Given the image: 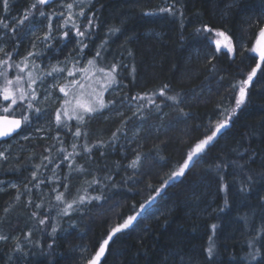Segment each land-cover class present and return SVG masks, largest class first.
<instances>
[{"label":"trees","instance_id":"1","mask_svg":"<svg viewBox=\"0 0 264 264\" xmlns=\"http://www.w3.org/2000/svg\"><path fill=\"white\" fill-rule=\"evenodd\" d=\"M58 1L31 9L35 0H9L7 12L0 2V19L9 25L0 27L4 49L0 60L12 65L0 66V71H6L9 79L20 74L15 65L24 61L23 31L33 18L53 20ZM171 4L176 14L159 12ZM232 4L233 0H92L84 7V17L73 18L83 30L87 17L95 13V26L82 52L74 31L63 37L68 30L61 27L63 18L58 27L51 25L45 56L52 55L60 64L73 54L81 60L101 57L106 66L117 65V83L105 95L107 107L80 122L57 125L55 106L41 120V111L27 109V99L23 108L19 101L12 106L7 115H28L30 122L23 123L12 138L0 141L5 157L0 158V236L7 237L0 240V264H86L109 229L150 197L155 200L147 211L115 243L110 242L107 264H254L259 260L262 253L255 260L249 254L262 237L252 220L264 206V72L257 70L246 89L245 104L217 134L203 159L162 188L195 144L227 119L240 81L258 62L247 49L255 42L253 34H258L256 20L264 19V0H240L238 7H229ZM28 10L32 15L12 32ZM205 25L231 37L234 52L222 48L216 53L218 37L197 32ZM98 50L100 57H96ZM4 83L0 77V87ZM165 85L169 86L166 96H176L179 104L159 96ZM137 96L144 99H131ZM4 103L0 98V109ZM32 103L39 108L37 99ZM181 109L188 116L181 115ZM42 123L43 135L12 141ZM85 146L91 153L84 151ZM68 153L72 156L64 161ZM138 155L139 167H129ZM78 166L84 171H77ZM93 180L99 183L92 184ZM65 183L67 202L101 191L109 198L78 209L74 205L76 210L63 215L65 204L55 196L65 191Z\"/></svg>","mask_w":264,"mask_h":264},{"label":"snow or ice","instance_id":"2","mask_svg":"<svg viewBox=\"0 0 264 264\" xmlns=\"http://www.w3.org/2000/svg\"><path fill=\"white\" fill-rule=\"evenodd\" d=\"M0 2H2V6L5 12H7L8 7H9V0H0ZM82 2V0H81ZM49 3V0H35V3H33L31 5V9H35L37 8V5H47ZM76 3V0H74L73 3H67L65 5L66 9L68 10V15L66 17H64L63 13H60V16L63 18V25H61V27L66 28L68 30L63 32V37H68L69 36V32L70 31H74V35L76 38V43L79 44L81 46L80 51L82 52L84 48L87 47V44L84 43L85 38L90 37L91 36V27H94V19H95V13L92 14L91 17H87V24L84 25L83 30L81 29V26L75 21V19H73V14H72V9L74 7V4ZM165 3H167V0H165ZM240 3V0H233V4L230 5L229 7H238ZM178 10L175 8V4H171V5H167L166 7H161L159 8V12L161 13H169V14H176ZM146 14H153V13H146ZM181 16L183 15V13H180ZM32 15L31 10H28L25 12L24 16L22 18H20L15 25L11 28L12 32H16L17 28H19L20 25H23L25 23V21H27L29 19V16ZM39 15L41 17L45 16V12L44 11H40ZM79 16L84 17L85 16V11L83 7H80V11L78 13ZM256 27L258 28V34L254 33L253 35H255V42L254 44L251 46V48L247 49L248 52L250 53H254L256 55V57H258V62L256 63V66L254 68H252L251 72L247 75L246 79H243L240 81V87H239V91H238V97L235 99V107L232 109V112L228 115L227 119L219 121L216 126L215 129L211 132V135H207L204 139H201L198 143L195 144V147L192 148L188 153H187V157L184 160L183 164L176 170L173 171L169 177V179L167 181H164V184L162 185L163 187L168 186L171 182H174L175 180L179 179L180 177L185 176L186 174V170L190 171V165L194 166L195 162L197 160H202L203 159V155L206 154V149L208 148V146L210 144H212V142L215 140V138L217 137L218 133H221V131L228 127L229 121L232 119V117L236 114L237 110L240 109L242 107V105L245 104L246 102V97L248 95L246 89L248 88V86L252 83L253 78L256 77L257 75V70H261V72H264V68H262V64H264V19H258L255 22ZM70 25V28H69ZM0 27H3L5 29L9 28L8 23H5L4 20L0 19ZM49 33L45 34V36L43 37V39L45 41L51 39V22L49 23ZM111 32L115 33L116 31H118V29H110ZM206 32L208 34H213L215 35V37H222L223 40L221 39H216L214 41L215 43V52L216 53H220L222 51V47L223 49L227 50V53H233L234 52V47L232 44V39L231 37H229L225 32L220 31V30H216L213 27L209 26V25H205L203 27V29H197V32ZM33 47H35V44L33 45ZM48 47H50V45H48ZM0 52H4L3 48H0ZM33 55V53H29V56ZM101 56V52L98 50L96 52V57H100ZM27 59V58H25ZM89 65H93L94 61L93 60H89L88 61ZM7 65L8 67H11L12 65H8V61L5 60H0V66H4ZM27 65L25 64V67ZM16 68H18L21 72L24 71V68H22L19 64L15 65ZM67 69L65 68H61L58 66H52L51 70L49 72H47V75L51 76L53 75V73H62L64 71H66ZM84 71H87V69H85ZM98 71L100 73H103L104 75V83L101 85V88L103 91H106L112 84L117 83V65L116 64H112L111 68L108 70H105L104 68H99ZM68 72V76H74V72L72 70H67ZM0 77L4 78V85L2 87H0V98H2L3 101L5 102H9L7 104V106H3L2 109H0V112H2L3 114H0V137H8L10 135H12V133H14L17 129H19L21 127L22 123H29L30 122V117L28 115H22V117L20 119H16V118H9V115H6L8 113H10L12 111V106L13 105H18V101L20 102L19 107L23 108V101H25L26 98H28L29 96L31 97V99L29 100V102L27 103V109L32 110L34 109L35 113L39 114L40 113V109L39 108H34V105L32 103V101H34L36 99V93L35 90H33L31 93L27 92L24 87L23 84L21 83L23 80V77L20 75H17L15 77V80L13 81L12 79H9L7 76V72L6 71H0ZM28 78H29V88H31L32 84L36 83V80L38 79V77H34L33 74L31 72L28 73ZM72 83L74 85L79 86L81 89H83L85 86L80 83L79 81L73 80ZM169 86L165 85L164 88H162L159 91V96L161 97H165V99L167 100H171L176 104H179L180 101L177 99L176 96H166V92L165 89H167ZM233 87L235 88L236 86L233 85ZM60 92L64 93L65 96H68V92L66 91V88L61 86L60 87ZM85 96H87L88 98L85 99ZM132 100H137V99H144V97H132ZM74 105H73V100H65L64 103L66 105H73L72 106V113L73 115L76 116V119L79 121H83L85 119L86 116L92 114V113H96L102 109H104L105 107H107V105L105 104L104 100H103V92H92V93H84L83 91L77 95L74 98ZM148 102L150 104H153L157 110L160 109V105L155 104V100L152 98H148ZM109 103H114L112 101H109ZM79 111V115H77V112ZM64 116H68L69 112L68 109H65L63 112ZM181 115L183 116H188V113L183 112V110L181 109ZM56 122L57 125H59L61 123V113L58 111L56 113ZM75 136H80L81 133L79 131V129H77V131L74 133ZM113 136L115 137V133L113 134ZM26 138V137H25ZM77 147L76 144L72 145L73 150H75ZM61 152L64 151V149H60ZM84 151L87 153H91V149L88 148L87 146H85ZM79 154V153H77ZM103 154V153H101ZM72 156V153H68L67 155H65L63 157L64 161H68L69 157ZM0 158H5L4 157V153L0 152ZM45 159H48L47 157ZM52 161L49 160V163H51ZM63 163V161H62ZM139 163H140V157L139 155L136 157L135 160L131 161L129 167L133 168V169H137L139 167ZM40 166H37V168H39ZM45 167H47V165H45ZM57 167H59V165H57ZM69 169H72V163L68 164ZM77 171H81L83 172L84 169L81 166H78ZM54 174H55V170H54ZM32 178L36 179L37 178V173L33 172L32 173ZM64 179H67V177H65ZM41 183L43 181H40ZM99 181L93 180L92 184H98ZM92 185L90 184L89 187H91ZM13 187H16V185H13ZM62 187L64 188V192H57L55 199L57 202H59V204H65V208L63 209L62 214L63 215H69L68 210L69 209H73V206L76 205L77 209L79 208L80 205H84V204H92L93 201H95L96 203H100L102 200L103 201H107V199L109 197H106L103 195V192L101 191L100 194L95 195V196H90L87 199L84 196H80L77 199H73L71 202H67L65 200V192L68 191V184L65 183L62 185ZM53 191H56V188H53ZM157 194L159 195L160 193V189H157ZM17 199H19V196L17 197ZM155 200V197H150L147 201H145L144 203L139 205V210L135 211V213L133 215H128L126 219H123L122 223H117L114 226H112L109 231L107 232V236L105 239H103L102 242H100L98 244V250L95 251V254L92 255L90 258L87 259L86 264H107L106 261V253L110 254V242L111 243H115V240L117 238H119L124 232H126L130 227L133 226L134 222L137 221L138 217L142 216L146 211H147V206L151 205ZM31 201H29L30 203ZM37 207H40V205H37ZM133 208H135V205H133ZM76 210V209H73ZM35 215V214H34ZM40 224H44L45 220L41 219L39 221ZM213 229H215V225L212 226ZM261 231L264 232V227L261 228ZM56 232V228L53 227L52 228V233L54 234ZM7 239V237L5 236H0V240H5ZM251 246V245H250ZM264 250V245L261 246V248H257L254 252L250 253V258L251 260H255L256 257L258 255H260L261 251ZM207 254L208 257L211 258L213 256V246L210 244L208 249H207ZM104 258V259H102Z\"/></svg>","mask_w":264,"mask_h":264},{"label":"rangeland","instance_id":"3","mask_svg":"<svg viewBox=\"0 0 264 264\" xmlns=\"http://www.w3.org/2000/svg\"><path fill=\"white\" fill-rule=\"evenodd\" d=\"M92 0H76V3L74 4V7L72 9L73 18L78 17V13L80 11V7H85L89 4V2ZM74 0H59L57 3V7L55 8V16L53 20L51 21H42L39 17L33 18L29 24L27 25L25 31L22 33L21 40L26 41V48H25V54H23V62L21 65L22 68H24V71H20V76L23 77L22 84L24 89L27 92H32L35 90L36 93V99L39 104V109L41 110L42 119H46L44 115H46L47 111L54 107V114L56 117V113L59 111L61 113V121L63 122H69V121H77L76 116L73 115L71 109L74 105V98L79 95L82 91L84 93H92V92H103V100L105 101V95L107 91L114 85L112 84L106 91H103L101 88V85L104 83V75L103 73H100L98 71L99 68H104L105 70H108L111 68V66H106L105 61L100 58L91 57V59H84L81 60L80 56L73 54L71 56V59L64 62L59 63L57 58H53L52 55H46L45 56V47L44 44L47 43L43 39L45 34H48L49 31L44 30L45 27L49 29V23L51 22V25H54L55 27H58V24L62 17L60 16V13L64 14V17L68 15V10L66 9L65 5L67 3H73ZM218 39L223 40L222 37H219ZM35 44V47L33 45ZM223 48V46H221ZM2 48V47H0ZM33 53V55L29 56V53ZM207 54H211L210 51L207 52ZM27 58V59H25ZM93 60L94 64L89 65L88 61ZM25 64L27 65L25 67ZM52 66H58L61 68H65L67 70H72L74 72V76H68L67 70L62 73H53V75L49 76L47 75V72L51 70ZM87 69V71H84ZM31 72L34 77H38L36 80V83L32 84L31 88H29V78L28 73ZM12 80L15 78H11ZM73 80L79 81L82 83L85 87L81 89L79 86L74 85L72 83ZM63 86L66 88V91L69 93L68 96H65L64 93L60 92V87ZM29 98H31L29 96ZM88 97L85 96V99ZM28 101L30 99L26 98ZM73 100V105H66L64 103L65 100ZM9 102L4 103L3 106H7ZM2 106V107H3ZM65 109H68L69 115L64 116L63 112ZM103 110V109H102ZM102 110L98 111L101 112ZM96 112V113H98ZM79 111L77 112V115H79ZM95 113H92L90 115H93ZM44 132V126L43 123L39 126L35 125L33 127L32 131H29L28 133L21 134L14 138L12 141L21 140L25 137H34L36 134L43 135ZM136 132V131H134ZM4 150V144H0V152ZM152 214H157V211H153ZM252 225L256 228L259 226L258 229V236L262 237L257 243V248H261L262 245H264V232L261 231V228L264 227V206L262 212L256 216L252 220ZM262 255L259 258V260L254 264H264V250L261 251Z\"/></svg>","mask_w":264,"mask_h":264},{"label":"water","instance_id":"4","mask_svg":"<svg viewBox=\"0 0 264 264\" xmlns=\"http://www.w3.org/2000/svg\"><path fill=\"white\" fill-rule=\"evenodd\" d=\"M51 1H53V0H49V2H51ZM13 117L16 118V119H20L21 118V117H18V116L9 115V118H13ZM22 127H23V123L21 124V127L19 129H17L14 133H12V135H10L8 137H0V141L12 138L13 136H15L16 134H18L21 131Z\"/></svg>","mask_w":264,"mask_h":264}]
</instances>
